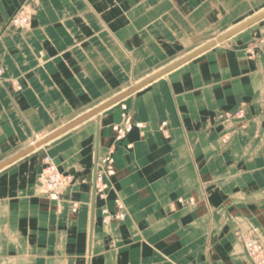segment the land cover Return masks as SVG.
I'll list each match as a JSON object with an SVG mask.
<instances>
[{"label": "crops", "instance_id": "0c3cea01", "mask_svg": "<svg viewBox=\"0 0 264 264\" xmlns=\"http://www.w3.org/2000/svg\"><path fill=\"white\" fill-rule=\"evenodd\" d=\"M21 2L0 0V264H245L264 243V17L199 51L264 0H41L17 29ZM121 105L141 127L117 142ZM46 154L72 179L57 202Z\"/></svg>", "mask_w": 264, "mask_h": 264}, {"label": "built area", "instance_id": "2783aa9c", "mask_svg": "<svg viewBox=\"0 0 264 264\" xmlns=\"http://www.w3.org/2000/svg\"><path fill=\"white\" fill-rule=\"evenodd\" d=\"M41 0H22L17 11L10 20V24L17 29L26 28L36 12V6ZM264 57V39L260 42L259 47ZM3 75V70L0 68V77ZM19 89V86H17ZM123 111L122 117L125 119L123 124L115 125L113 131L115 132V140L121 142L125 139L126 135L134 127H141V124H134L128 120L126 115V106L121 105ZM166 123L162 124V128ZM43 168L38 177L40 189L48 199L52 201H59L71 185L72 179L60 173L57 167L54 165L50 157L46 156L43 160ZM115 175L114 168V151L110 150L109 154L102 158L97 164L96 170L93 176V190L94 195L97 198H104L106 192L109 189V179ZM118 206L119 203H118ZM244 251L247 256V262L245 264H264V243L247 239L244 241Z\"/></svg>", "mask_w": 264, "mask_h": 264}, {"label": "water", "instance_id": "95a60500", "mask_svg": "<svg viewBox=\"0 0 264 264\" xmlns=\"http://www.w3.org/2000/svg\"><path fill=\"white\" fill-rule=\"evenodd\" d=\"M263 17H264V13L261 14V15H259V16H257V17H255V18H253V19H251V20H249V21L246 22V23L242 24L241 26H239V27H237L236 29L232 30L231 32L225 34L224 36L218 38L217 40H215L214 42L210 43L209 45H207L205 48H203V49L200 50L199 52H201V51H203V50H206V49H209V48H211L212 46H214V45H216V44H218V43H220V42L226 40V39L229 38L230 36L234 35L235 33L239 32V31H241V30H243L244 28L250 26L251 24L255 23L256 21L260 20V19L263 18ZM199 52H197V54H198ZM195 55H196V54H194V55H192V56H189V57L186 58L185 60H183V61L177 63L176 65L172 66L171 68H169L167 71H170V70L176 68L177 66H179L180 64H182V63L186 62L187 60L191 59V58H192L193 56H195ZM152 80H153V79H152ZM150 81H151V80H150ZM150 81H148V82H150ZM148 82H146V83H148ZM146 83L142 84L141 86H139V87L136 88V89H139L140 87H142V86L145 85ZM136 89L132 90L131 92L135 91ZM131 92H129V93H131ZM126 95H127V94H126ZM124 96H125V95H124ZM124 96H121L120 98H117V99L113 100L112 102H110V103H108L107 105H105V106L99 108L98 110H96V111H94V112L88 114L87 116H84L83 118L77 120L76 122H74L73 124H71L70 126H68L67 128H65L64 130L60 131L57 135H59V134H61L62 132H64V131H66V130H68V129L74 127V126H76L77 124L83 122L84 120L90 118L91 116H93V115L99 113V112L102 111L103 109H105V108H107V107L113 105L114 103H116V102H118L119 100H121ZM29 151H30V150H28L27 152H29ZM27 152H26V153H27ZM24 154H25V153H24ZM4 165H5V164H4Z\"/></svg>", "mask_w": 264, "mask_h": 264}, {"label": "rangeland", "instance_id": "374dc122", "mask_svg": "<svg viewBox=\"0 0 264 264\" xmlns=\"http://www.w3.org/2000/svg\"><path fill=\"white\" fill-rule=\"evenodd\" d=\"M46 156L50 157L49 155L46 154V155L44 156V158H45ZM50 158H51V157H50ZM51 160H52V158H51ZM53 163H54V162H53ZM54 165H55V164H54ZM55 166H56V165H55Z\"/></svg>", "mask_w": 264, "mask_h": 264}, {"label": "bare ground", "instance_id": "6f19581e", "mask_svg": "<svg viewBox=\"0 0 264 264\" xmlns=\"http://www.w3.org/2000/svg\"><path fill=\"white\" fill-rule=\"evenodd\" d=\"M246 239V238H245ZM250 239V238H249ZM244 240V239H243ZM254 240V239H253Z\"/></svg>", "mask_w": 264, "mask_h": 264}]
</instances>
